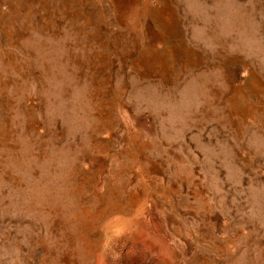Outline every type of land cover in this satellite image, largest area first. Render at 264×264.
Masks as SVG:
<instances>
[{
  "label": "rangeland",
  "instance_id": "1",
  "mask_svg": "<svg viewBox=\"0 0 264 264\" xmlns=\"http://www.w3.org/2000/svg\"><path fill=\"white\" fill-rule=\"evenodd\" d=\"M0 264H264V0H0Z\"/></svg>",
  "mask_w": 264,
  "mask_h": 264
}]
</instances>
